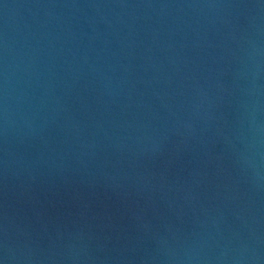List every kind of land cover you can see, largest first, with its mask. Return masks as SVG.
<instances>
[{
  "label": "water",
  "instance_id": "1",
  "mask_svg": "<svg viewBox=\"0 0 264 264\" xmlns=\"http://www.w3.org/2000/svg\"><path fill=\"white\" fill-rule=\"evenodd\" d=\"M0 264H264V0H0Z\"/></svg>",
  "mask_w": 264,
  "mask_h": 264
}]
</instances>
